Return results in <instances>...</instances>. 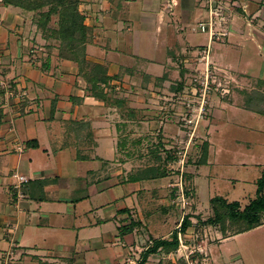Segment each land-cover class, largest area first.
I'll use <instances>...</instances> for the list:
<instances>
[{"label":"crops","instance_id":"crops-1","mask_svg":"<svg viewBox=\"0 0 264 264\" xmlns=\"http://www.w3.org/2000/svg\"><path fill=\"white\" fill-rule=\"evenodd\" d=\"M256 1L262 5L253 14L264 16V0ZM196 4L79 0L88 28L86 59L104 65L110 77L136 71L156 75L151 71L161 66L158 60L173 57L174 49L179 56L175 59H183L210 42L203 34L205 43H199L187 31L197 18L207 17ZM28 14L0 1V76L17 75L16 91L22 95L19 108H10L12 94H4L7 101L4 97L0 104V264H137L155 239L171 240L175 231L184 235L185 244L168 252L160 246L143 264H189L185 249L192 244V222L180 231L184 212L176 213L172 230L154 236L149 232L150 225L171 217L172 198L165 191L169 184L131 176L135 171L126 168L124 155L118 158L122 145L118 149L111 127L116 107L87 92L74 61L57 57L56 51L46 53L40 65L32 63L38 58L28 61L35 51L30 45L39 48ZM229 18L224 23L230 45L211 42L213 54L220 58L251 28L237 12ZM174 35L176 40H171ZM129 61L132 72L124 64ZM17 84L11 81L10 86ZM4 101L10 107L5 109ZM28 140H36L37 147L26 146ZM15 173L28 178L21 192L11 178ZM193 217L199 215H190V221Z\"/></svg>","mask_w":264,"mask_h":264},{"label":"rangeland","instance_id":"rangeland-1","mask_svg":"<svg viewBox=\"0 0 264 264\" xmlns=\"http://www.w3.org/2000/svg\"><path fill=\"white\" fill-rule=\"evenodd\" d=\"M228 1V9L237 12L245 23L251 25L243 35V44L238 41L229 46L232 50L225 51L228 55L221 58L214 55L211 44L218 41L230 45L224 21L231 12L223 9L222 17L213 18L211 15L210 22L216 21L215 28L210 29L212 34L216 33L215 40H210L209 30H201L199 18L194 22V30L187 28L188 33L202 44L206 40L203 34H206L211 41L206 46L183 59H175L179 56L177 48L174 49L173 54L170 53L173 57L158 60L161 66L151 71L156 75L136 71L125 77L121 69L118 78L113 76L100 87L105 91V102L116 107L112 112L111 127L115 128L118 137V149L122 145L118 158L124 155L126 168L134 170L131 174L142 180L157 175L153 180L169 184L165 191L172 198V205L168 207L172 209L171 217L150 225L149 232L154 236L172 230L179 211L180 214L184 212L182 217L185 214L199 215L200 220L193 217L195 219H191L189 226L188 242L192 244L185 249L186 259L191 260L189 264H264V212L261 213L260 226L239 234L234 231L241 222L232 223L226 219L217 226L201 224V220L213 215L209 199L214 196L224 197L228 202L238 201L241 208L254 198L264 167V84L261 83L264 81V41L261 36L264 35V23L259 20L264 16L253 14L262 3L256 0ZM196 3L199 6L198 0ZM198 8L208 16L206 4ZM28 16L34 25V40L38 41L35 44L39 43V48L30 45L35 51H31L28 61L38 58L32 63L40 65L48 55L47 46H55L57 39L44 38L46 33L36 27L37 11H30ZM57 20L58 16L52 15L50 26L57 27ZM205 20L209 22L208 17ZM170 38L176 40L175 35ZM233 39L231 36L229 41ZM124 64L132 72L133 62ZM17 77L15 74L12 79L0 76V90L5 89L0 95V104L5 96H15L8 101V104L12 103L11 107L5 105L7 97L4 98L5 109L16 108L21 101L22 95L16 91ZM9 79L17 85L11 87ZM86 83L87 90L91 85ZM87 92L90 94V90ZM12 99L15 102H11ZM248 104L263 114L247 109ZM191 108H201L200 116L195 117L196 110L193 112ZM191 119L193 122L189 123ZM159 168H163L164 176H159L161 170L156 173ZM15 174H11V178L21 192L25 182L19 183L17 176L28 178ZM179 183L183 189L175 186ZM170 184H174L173 187H169ZM158 204L161 203H157V207ZM183 239L181 235L182 243Z\"/></svg>","mask_w":264,"mask_h":264},{"label":"trees","instance_id":"trees-1","mask_svg":"<svg viewBox=\"0 0 264 264\" xmlns=\"http://www.w3.org/2000/svg\"><path fill=\"white\" fill-rule=\"evenodd\" d=\"M2 2L5 5H13L26 11H37L39 18L34 21L36 27L42 30L43 33H46L44 38L57 39L55 46L53 44L47 46L49 50L48 53L51 52V49L53 50V48H55L57 57H63L74 61L78 67V74L91 85L87 89L90 90L91 96L102 101L107 100L105 91L100 87L102 84H107L111 77L108 76L104 65L90 62L86 59L85 43L87 41L88 28L84 24V17L78 9L79 0H2ZM42 8L46 9L42 10ZM54 14L58 16L57 27L50 26V20ZM261 83L264 84V81H261ZM4 92L5 89H1L0 95ZM247 109L262 113L249 104L247 105ZM2 117L3 112L0 108V124ZM25 144L28 147H37L36 140H28ZM160 170L162 172L158 173ZM147 171L150 172V170ZM156 173L160 174L159 176H164L163 168H159ZM131 176H133V174H131ZM154 176L157 175H153L152 177L154 178ZM26 182H28V180ZM14 193L16 195V192ZM210 203L213 207V215L201 220V224L203 225L217 226L220 223H224L226 219L232 221V223L241 222L239 228L234 231V234L242 233L260 226L262 224L261 213L264 212V167L257 181L255 197L250 199L242 208L238 201L228 202L221 196L212 197ZM189 217L190 215L188 214L183 216L179 228L180 231L184 232L191 224ZM199 220L200 218H198V221ZM222 227L221 231H224ZM160 246L167 252L176 249L178 246L177 231L172 232L171 240L155 239L152 245L147 247L142 253V257L137 264H143L145 258L150 253L157 251Z\"/></svg>","mask_w":264,"mask_h":264},{"label":"built area","instance_id":"built-area-1","mask_svg":"<svg viewBox=\"0 0 264 264\" xmlns=\"http://www.w3.org/2000/svg\"><path fill=\"white\" fill-rule=\"evenodd\" d=\"M197 1V0H196ZM235 2V1H234ZM233 2V3H234ZM198 3H199V5H203V6H205V4H206V6H207V12H208V19H209V22L208 21H206V20H204V19H202V20H200L199 22H198V25H200L199 27H201L202 29V31H208L209 30V32H210V40H212L213 38H214V36H215V32L212 34V30H210L211 29V27H213V26H215L216 25V21L214 20L213 21V24L210 22V20H211V18H212V16L211 15H213V18L214 17H217V16H219V17H222V15H221V13L223 12V9H226V10H228L229 12H231V13H233L232 11H230L228 8V6H227V4H229V1L228 0H198ZM237 7H238V4H237ZM204 8V7H203ZM221 15V16H220ZM227 19H228V17H227ZM220 21V20H219ZM226 22V21H225ZM211 42V41H210ZM208 47V46H207ZM205 48L206 49V52H208L207 50H208V48ZM208 54V53H207ZM203 57V56H202ZM199 104L203 107V104H201V103H198V106H199ZM191 109H193V112L196 110V113H194L195 115V117H197L198 116V114H199V116H200V113H201V108H198V110L197 109H194V108H191ZM189 123H192L193 122V119H191V120H189L188 121ZM13 176H16V174H14ZM17 180H18V182L19 183H22V182H26L27 180H26V178H24L23 176H17ZM17 187V186H16ZM179 188L180 189H182V185L179 183ZM183 197V196H182ZM181 235H183L181 232H178L177 233V238H178V242H179V245H182L183 243H182V240H181ZM183 237H184V235H183ZM129 264H132V262H129ZM133 264H136L135 262H133Z\"/></svg>","mask_w":264,"mask_h":264}]
</instances>
